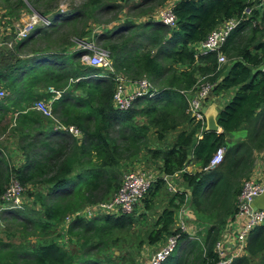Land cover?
Returning <instances> with one entry per match:
<instances>
[{"label": "trees", "instance_id": "16d2710c", "mask_svg": "<svg viewBox=\"0 0 264 264\" xmlns=\"http://www.w3.org/2000/svg\"><path fill=\"white\" fill-rule=\"evenodd\" d=\"M44 1L47 0H27L35 13L51 21L50 26L39 25L27 37L15 41L13 47L0 49V87L7 91L6 97L0 99V110L6 109L2 113L5 114L7 109L17 108V127L27 121L34 124L33 129L22 133L26 137L20 136L17 141L24 157L19 167H8L6 153L0 149V196L6 186L5 181L12 177L23 186L44 178L54 166L50 163L52 159L48 161L49 153L38 158L41 154L37 152L38 149L43 152L47 141L53 140L54 144H58L57 141L63 138H70L67 133L54 130L50 118L28 109L33 101L51 97L47 92L50 85L63 91L53 103L56 117L62 123L77 126L82 132L81 139H76L80 154L74 152L54 163L57 165L53 175L45 179L47 191L40 204L43 206L42 220L38 217L31 220V217H25L24 220L34 228L40 226L47 229L51 224L61 225L66 216L77 213L84 206L104 201L87 203L103 181L106 184L103 192L105 198L111 189L116 188L117 191L120 174H115L112 169L119 166L120 160L139 158L141 147L151 132L161 142L178 128L180 131L174 137V142L168 141L165 148H150L146 152L147 158L160 161L161 174L140 201L144 203L145 211L151 208L146 198L150 194L155 195L165 184L162 175L172 176L191 162L201 170L181 174L185 187L171 193V200L154 221L146 241L153 245L163 235L176 232L172 229L175 213L188 194L192 216L203 222L210 220L212 224L208 223L204 239L200 242L181 233L176 253L167 257L162 264H186L188 254L193 255L191 264H216L219 258L215 243L225 229L221 232L220 227L224 226L228 216L237 211L242 180L252 174L255 153L264 152V69L255 70L264 66V8L259 10L263 1L177 0L172 8L176 18L174 29L159 22L134 24L127 21L119 27L134 34L119 42L108 43V49L105 48L116 71L114 74H102L101 67L91 66L84 61L74 64L83 53L80 48H48L51 35L59 34L55 41L65 42L68 34L56 30L66 24H74L83 11L74 9L48 15L57 9L58 0H48L45 6H41L45 7V11H41L40 4ZM109 1L87 0L86 6L93 14L99 13L112 7ZM127 1L130 0H124ZM150 1L141 0L139 4H132L131 9L137 10ZM165 1L161 0V3ZM18 3L16 8L20 9V0ZM241 17L243 21L229 34L220 49L228 62L216 70L217 52H202L196 46L223 22ZM84 33L76 31L73 35L81 39L79 41L95 42L85 40ZM110 35L114 36V32ZM97 37L104 41V33ZM39 39L46 42L44 47L32 49L24 57L18 54ZM119 72L130 80L147 77L156 88L155 96L138 98L130 109L124 111L115 109L112 96L115 75ZM198 75L206 76L205 80L214 83L213 95L235 89L231 99L218 111L216 120L220 131L205 128L200 138H197L199 126L192 123L187 111L186 94L182 92L193 89ZM138 117L143 118L144 122L137 124L135 119ZM115 126L116 137L111 134ZM240 128L245 130L244 138L228 141V135ZM16 129L13 128L14 133H17ZM32 133L35 134L32 136ZM31 137L33 139L30 140ZM220 146L225 147L223 162L214 169H205ZM128 164L125 170L134 167L132 162ZM199 211L206 212V217L201 216ZM129 214L116 217L99 214L91 217L90 221H86L88 218L85 217L73 218L66 234L75 238L77 251H70L53 239L48 242L34 240L33 246L28 247L22 242L10 244L0 237V264H99L101 259L109 261L110 256L105 251L110 244L104 242L102 234L110 235L114 228L130 226L133 219L128 220L126 216ZM212 217L216 219L211 221ZM181 242H185V248L187 245L191 248L177 256ZM112 245L116 244L112 242ZM92 250L96 251V256L91 255ZM244 251V254L234 258L232 264H264V224L255 226L247 235ZM101 252L104 254L100 255ZM256 259L259 263L255 262Z\"/></svg>", "mask_w": 264, "mask_h": 264}, {"label": "rangeland", "instance_id": "374dc122", "mask_svg": "<svg viewBox=\"0 0 264 264\" xmlns=\"http://www.w3.org/2000/svg\"><path fill=\"white\" fill-rule=\"evenodd\" d=\"M18 1L19 0H9L8 2H5L3 0H0V39L1 40L7 41V42L10 40H13V43H15V41H17V40L14 39V37H15L14 31L17 29L28 26L27 24L30 22V20L32 19L33 16H40L37 13H35V9L32 8V6L27 2V0H20L21 8L20 9L16 8V5L19 4ZM168 1L169 0L165 1L162 4L161 0H151L147 5H144L140 8H137V10H132L131 9L132 4H139L141 2V0H130L127 2H124V0H110L108 2V4L112 7H109V9H107L106 11L104 10L102 12L93 14L89 10V8L86 6L87 0H58L57 9L54 10L52 13H49L48 15H51V14L53 15V13L56 14L57 12H60V11L61 12H63V11L64 12H71L74 9L81 10V11H83V13L82 14L80 13L81 15L78 16L74 20V24H72V25L66 24V25L62 26V28L56 30V32H60L61 34L62 33L68 34V36H67V38L63 44H62V40L55 41L56 38L59 37V34H54V35L50 36V40H52V41H50L47 46H50L48 48L57 47L60 50L64 49V48H66V49L69 48L70 50L71 49L75 50L77 48L79 49L80 48L79 45L81 44L82 41H79L81 39H79V38L77 39L76 36L73 35L76 31H79L82 33L86 32V33H84L86 35H83L85 40H94L96 43L95 45L97 47L105 49V48H107L108 43L119 42V41L127 38L128 36H131L134 34V33H132V31L126 32L125 30H122L123 27H119V26H121L122 24H125L127 21L134 23V24H136V23L144 24V22L146 23L148 21H152L154 17H158L159 12H162L166 9H169L168 5H167ZM47 2H48V0L41 2L40 7L45 6V4H47ZM22 3H24L26 5V8H23ZM39 9L41 11H45V7H41ZM45 13H47V12H45ZM139 15H143L142 17H144V19H140V17H138ZM37 26H39V25H37ZM43 27H45V26H43ZM116 28H118V30H116ZM167 28H169V27H167ZM139 31H140V29L136 30V33ZM112 32H114V36L110 35V33H112ZM102 33H104V41L103 42L98 40L99 36L97 37V35H101ZM74 42H76V43L74 45H72ZM45 43L46 42H44L42 39H39L36 42H34L33 44L28 45L25 48H23L21 50V52H19L18 54L21 57H24L27 54H30L32 49H40V48L44 47ZM144 43H145V40H144ZM69 44H70V46H69ZM11 47H13V44L11 45ZM80 62H81V60L77 59L74 61V64H79ZM113 69H114V67H113ZM178 69H180V68H178ZM114 71H115V69H114ZM100 72L101 73L103 72L102 74L111 73L107 69H102ZM121 74L122 73L119 72V74H116V75L124 77ZM199 76L200 75H198L197 78ZM115 86H116V84H115ZM49 87H51V86L49 85ZM31 104L29 105V107L31 106ZM140 105H144V103H141ZM24 106H25V104H24ZM21 108L22 107H20L19 109H21ZM9 112H7V111L5 112L6 115L3 118V120L5 119V123H4L5 129H4V131H2V133H0V138H1L0 144L1 145L5 144V146H1V145L0 146L2 148H4L3 149L4 151L6 148L8 149L5 151L6 158L8 159V162H9L8 167L10 165L11 167L16 168V167H19L24 162L23 155L21 154L22 155L21 156L19 153L17 141L20 139V136H23V138L26 136H24V135H22V133L18 132V131H24L23 129H20L19 126L18 127L15 126L16 120L18 118L17 108L16 109L12 108L9 110ZM10 122L12 123L11 124L12 126L9 124ZM135 122L137 124H141L144 122V119L138 117L135 119ZM184 125H187V123H185ZM16 127H17V129H16ZM13 128H15L17 130V133H14ZM116 129H117V126H115L114 129L112 130L113 131L111 133L112 135H115L114 131ZM179 131H180L179 129L174 130L173 131L174 133H172V135H175L176 133L178 134ZM149 132H151V130H149ZM34 134L35 133H32V136ZM168 136L165 139V141L159 142L155 138L154 133L151 132L148 135V138H147L145 144L141 147V152L139 154V158L134 159V160H136L135 162H134V160H131V159L130 160H124V161H122L123 159L120 160L119 166L112 169V171H114L115 174H120V176L118 178L117 187L120 185V183L123 179V176L128 171L145 169L148 171H152L154 176L160 175L161 174L159 172L160 161L147 158L148 156L146 155V152L150 148L151 149L158 148V147L159 148H161V147L165 148L164 146L166 145V143L168 141L172 140V138H170V137L168 139ZM114 137H116V135ZM8 138H10V139H8ZM31 139H33V137H31L30 140ZM76 139L80 140L81 137L80 138H74V137L63 138L60 142L57 141L58 144H54L53 140L47 141L48 145L46 146L45 149H43V152H40L42 149H38L37 152L41 153L38 158H41V156H45L49 153L48 161L50 159H52V161L50 163L53 164L54 169L50 170L48 172V174H46L44 176V178L37 179V181L35 183L31 182V183H28L26 186H23L24 191L22 190L21 196H20L21 201H22V204H21L22 207L10 206L6 210H0V237L3 240L9 241L8 243H10V244L11 243L12 244H18V243L22 242L24 245H26L28 247H32L34 240H41L43 242H48V241L53 239L60 246H62L64 248H66L70 251H72V250L77 251L78 245L75 241V238L69 237L66 234V230L68 228V222L66 220L67 216L64 218L61 225L57 226L55 224H51L50 227H48L47 229H41L40 226L37 228H34L31 226V224L29 225L28 222H26V220H24L25 217H28V218L31 217V218H29L30 220L38 217V219L42 220V218H43V214H42L43 206H41L40 204H41V202H43L44 195L46 194V191H47V189H46L47 183L45 182V179L48 178L49 176L53 175V173L55 171V166L57 165L54 163H58L63 158H65V156H68L74 152H76L77 155L80 154L79 144H78L79 142ZM22 141H23V139H22ZM76 141L78 143H76ZM228 141L235 142V141H237V139H235L234 137H228ZM11 142L14 143V146L11 145V147H15V151L9 152V150L11 151V147H8V146L11 144ZM59 150L61 151L60 153L58 152ZM263 161H264V152H260L259 154L255 153V163L253 165V171L256 168V166L260 162H263ZM129 162H132V165H134V167H128L125 170V168L129 165L128 164ZM193 164H195V163L194 162L188 163L182 169V172H185V171H192L193 172V171L201 170L196 165L193 167ZM246 179L247 178L242 180V184H243L244 180H246ZM9 181L10 180H8V182L5 181V184H6L5 189L8 187L9 183L11 182V181L10 182ZM172 183L174 184V186L178 190L183 189L185 187V184L183 182L181 183V181L178 179H175V181L172 180ZM105 187H106V184H105V181H103L101 183V186L97 190H95V192H93V196H91V200H89L87 203L100 201L103 199L107 200L115 193L116 188L111 189L108 197L105 198L103 196V192L106 190ZM5 189H4V191H5ZM171 193L172 192H170L167 189V186L164 184L161 187L160 191H157V193L155 195L150 194L146 198L151 203V208L149 209V211H147V212L145 211L144 203L142 202V204L140 203L139 206L137 207L135 213H131V214H129V216H126V217H129L128 220L133 219V222L130 226H127L126 228H123V229L114 228V229H112L110 235L102 234V237H104V242H106L107 245L110 244V246L108 248H106V251H105V254H108L110 256L109 257L110 260L104 261L101 259V261H100L98 259L100 261L99 264H148L149 260L151 259V257L155 253V251L158 250L163 245L165 240L170 235V234L163 235L161 240L159 242H157L156 244H153V245L148 244V242L146 241L147 233L153 228L154 221L157 219V217L159 216V214L161 213L163 208L167 207L169 201L171 200V198H172ZM1 196H0V201H1ZM11 198H12L11 196L7 197V201L9 204H10ZM39 199H42V201ZM23 205H25V206H23ZM87 206H84L81 209H79V211L77 213L80 212L81 215H83L85 218H88V220H86V221H90L92 216L84 215V213H83V210L86 209ZM25 208H27L26 211L25 212L22 211ZM190 209H191V206H190ZM12 210L15 212L10 213ZM16 211H21L22 213L16 212ZM191 211H192V209H191ZM198 213L201 216L206 217V212L199 211ZM124 215H128V214H124ZM71 216L73 218L79 217L78 214H76V215L71 214ZM231 217L232 216H228L226 218V223L224 224V226L220 227L221 232L223 231L224 228L225 229H224L223 233L220 234L219 239L216 241L215 245L217 244V242L222 241V238H223L225 230H226L225 226H227V223ZM215 219L216 218L212 217L211 221H213ZM193 220H194V223L192 222V225L190 227V232L185 233V234H187L191 240H198L199 242L203 241L206 228L208 227V223H209V225L212 223H210V220L203 222L204 220L200 219L202 221L201 222L195 217V215H193ZM175 227H176V224L174 222L172 229H174ZM83 238H84V236H83ZM112 242H113V244H116V245L113 246ZM120 244H121V246H120ZM232 244H233V241L231 239H229L228 243H227L228 250L231 249ZM118 246H120V247H118ZM185 246H186L185 242L180 243V247L178 248L179 250H177V256L180 254H184L185 252H187L191 248V246H189V245H187V248H185ZM215 248H216V246H215ZM182 249H185V250L183 252H181ZM193 250H194V248H192V251ZM91 253H92L91 255L96 256L95 250H92ZM175 253H176V251L173 252L171 254V256L174 255ZM103 254H104V252L100 253V255H103ZM228 255L229 254L225 255V257H228ZM192 256H193L192 254H188V257H187L188 259L185 262L186 264H191ZM104 257H106V256H104ZM255 262L259 263V260L256 259Z\"/></svg>", "mask_w": 264, "mask_h": 264}, {"label": "built area", "instance_id": "2783aa9c", "mask_svg": "<svg viewBox=\"0 0 264 264\" xmlns=\"http://www.w3.org/2000/svg\"><path fill=\"white\" fill-rule=\"evenodd\" d=\"M63 11V10H62ZM248 13V10H246ZM157 21L170 29L176 28V18L172 12V8L166 9L158 13ZM243 21L240 19H230L212 30L206 39L199 44L202 52L214 51L217 52V69L219 70L225 65L228 60L226 56L220 52V49L229 34L235 30ZM51 21L48 18L33 16L28 26L14 31V39L19 40L27 37L37 25L49 27ZM13 40L4 41L0 39V48L6 46L11 48ZM80 47L84 51L81 55V60L91 66L107 69L111 73H115L113 64L109 56V52L105 49L97 47L93 41H82ZM116 76V86L112 96L113 107L119 111L130 109L138 98H153L156 94V88L147 77H141L137 80H130L126 77ZM206 76H199L197 83L188 91H182L186 94L188 103L187 111L194 125L198 124L199 132L206 128V117L204 107L207 99L212 96L214 83L205 80ZM47 92L51 95L48 99H38L33 101L28 109L37 111L43 117L50 118L53 121V129L62 131L71 135L74 138H80L82 132L75 125L62 123L53 110V103L62 95V90L49 87ZM7 91L0 88V99L5 98ZM198 135L197 138H200ZM225 147H218L212 154L209 164L205 169H213L220 165L224 160ZM176 174V173H175ZM174 174V175H175ZM162 175L167 189L174 193L178 189L172 183L173 177ZM158 176L145 169L132 170L126 172L119 185L117 191L107 200L88 205L83 210L84 215L95 216L99 214H107L111 216H119L136 212L140 201L148 193L154 181ZM11 181V182H10ZM8 187L1 196L0 210H6L10 206L22 207L21 192L24 191L23 185L15 178L10 179ZM264 193V184L260 183L255 177H250L244 180L241 191L237 197V211L229 219L222 241L215 245V252L218 254L216 264H232L235 257L244 254L247 235L257 225L264 224V205L254 207L256 197ZM11 196L10 204L7 197ZM24 206V205H23ZM82 217L81 213L75 215ZM84 217V216H83ZM73 219L71 215L66 217L68 224ZM174 222L176 227L175 233H172L165 240L163 245L155 251L148 264H162L175 250L178 239L181 233H189L192 222L194 223L192 211L189 206V195H186L185 201L178 208L175 214ZM231 239L233 244L228 250V240ZM228 257H225V255Z\"/></svg>", "mask_w": 264, "mask_h": 264}, {"label": "crops", "instance_id": "0c3cea01", "mask_svg": "<svg viewBox=\"0 0 264 264\" xmlns=\"http://www.w3.org/2000/svg\"><path fill=\"white\" fill-rule=\"evenodd\" d=\"M177 0H169L167 2V5H168V8H173V5L176 3ZM263 3L261 4L259 10H263L264 8V0H262ZM139 17V16H138ZM140 19H144V17H140ZM152 22H158L156 17L153 18ZM136 24H139V23H136ZM78 44V43H77ZM199 45H197L196 47H198ZM0 49H3V47H1ZM224 66V65H223ZM222 66V68H223ZM224 71L226 72V69H224ZM235 89H230V90H227V91H222L220 92L219 94L217 95H212L210 96L207 101H206V104H205V107H206V119H207V122L211 121V120H214L216 121L217 119V115H218V111L220 108H222L230 99L231 97L233 96V93H234ZM76 92H79L78 90H76ZM12 109V108H10ZM10 109H7V112H9ZM6 109L4 110H0V133H2V131H4L5 129V119L3 120V115H6V114H2L3 111H5ZM10 113V112H9ZM10 125L12 124L11 122L9 123ZM12 126V125H11ZM15 126H16V123H15ZM19 128L20 129H23L25 132L28 131L29 129H33L34 128V124L30 123L29 121L27 122H23V124H19ZM178 129V128H177ZM176 129V130H177ZM24 131H18L20 133H23ZM218 131H220V127L218 129ZM177 132V131H176ZM172 133H174L173 131H171L168 135V139L169 137L172 138L171 141L174 142V137H176V134L175 135H172ZM198 135H201V132L197 131V137ZM244 135H245V130L243 128H240L238 129L237 131L233 132V133H230L228 135V137H234L235 139L237 140H240V139H243L244 138ZM1 139V138H0ZM10 139V138H8ZM9 142V141H8ZM1 145V144H0ZM11 145L14 146V143L11 142V144L8 146V147H11ZM1 146H5L4 145H1ZM0 146V149H4ZM8 150L7 148L5 149V151ZM4 151V150H3ZM4 151V152H5ZM12 151H15V147H11V151L9 150V152H12ZM18 151V150H17ZM19 153L21 155V151L19 150ZM19 155V156H20ZM22 156V155H21ZM23 158V157H22ZM190 166V165H189ZM188 166V167H189ZM195 166V164H193V167ZM192 172V171H190ZM195 172V171H193ZM183 172L182 171H179V172H176V174L174 175L173 177V180L175 181V179H178L181 181V183L183 182L182 179H181V174ZM252 177H255L260 183L264 184V161L263 162H260L256 168L254 169V171L252 170ZM264 205V193L259 195L258 197H256L255 201H254V207H261ZM178 210V209H177ZM176 214V213H175Z\"/></svg>", "mask_w": 264, "mask_h": 264}, {"label": "water", "instance_id": "95a60500", "mask_svg": "<svg viewBox=\"0 0 264 264\" xmlns=\"http://www.w3.org/2000/svg\"><path fill=\"white\" fill-rule=\"evenodd\" d=\"M197 50H201V46H198L197 47ZM264 69V66L261 65L260 67H258L257 69L255 70H263ZM204 111L206 113V107H204ZM205 117H206V114H205ZM206 129H210V130H214V131H218L219 129V125L217 123V120L214 121V120H211L209 122H207V119H206Z\"/></svg>", "mask_w": 264, "mask_h": 264}, {"label": "clouds", "instance_id": "9594fccd", "mask_svg": "<svg viewBox=\"0 0 264 264\" xmlns=\"http://www.w3.org/2000/svg\"><path fill=\"white\" fill-rule=\"evenodd\" d=\"M41 17V16H40ZM41 18H44V17H41ZM95 43V42H94ZM79 47H80V45H79ZM81 48V47H80ZM82 49V48H81ZM104 49V48H103ZM106 50V49H105ZM83 53H84V51H83ZM80 60H81V56H80ZM82 61V60H81ZM111 74H114V73H111ZM73 125V124H72ZM77 127V126H76ZM69 135V134H68ZM70 137H72L71 135H69ZM128 214V213H127Z\"/></svg>", "mask_w": 264, "mask_h": 264}]
</instances>
